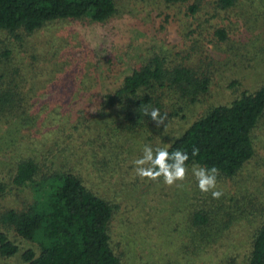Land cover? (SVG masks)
<instances>
[{"label": "trees", "instance_id": "1", "mask_svg": "<svg viewBox=\"0 0 264 264\" xmlns=\"http://www.w3.org/2000/svg\"><path fill=\"white\" fill-rule=\"evenodd\" d=\"M118 1L0 0V115L4 124L13 125L0 139L1 259L18 257L20 264H138L136 250L140 254L146 247L129 246L127 230H118L131 217L116 227L119 206L90 188L80 168L85 159L93 178L106 183L118 174L115 185L121 186L144 146L155 147L157 135L160 147L170 153L180 149L189 154L188 169L216 166L217 182H226L255 159L257 143L264 148V72L254 73L264 61V0H155L163 4L159 16L173 8L177 16L188 17L184 47L155 51L121 86L92 103L81 99L98 83L92 52L73 36L71 27L73 39L47 40L41 34L73 20L104 23L118 15ZM242 24L240 39L231 37ZM214 37L218 55L208 46ZM88 68L94 70L93 77ZM217 71L225 82L231 81L227 85L244 90L232 102L209 108L180 134L168 136L175 121L212 94ZM249 71L259 81H250ZM254 82L260 85L255 90ZM152 108L167 113L165 126L157 128L144 114ZM141 137L146 141L138 147ZM39 138L44 148L34 147ZM194 148L199 152L192 156ZM257 181L249 180L242 191L226 190L223 194L231 202L214 199L211 192L200 191L197 181L193 184L196 241L186 248L194 264H264V210L251 231L240 234L236 226L247 220L249 208L264 207L263 190L254 188ZM154 182H163V177L129 180L142 185L141 194ZM241 194L247 202L235 199ZM133 219L137 228L139 221ZM147 236L143 229L140 238Z\"/></svg>", "mask_w": 264, "mask_h": 264}, {"label": "rangeland", "instance_id": "2", "mask_svg": "<svg viewBox=\"0 0 264 264\" xmlns=\"http://www.w3.org/2000/svg\"><path fill=\"white\" fill-rule=\"evenodd\" d=\"M118 3L120 9L118 15L109 18L104 23L90 19L73 20L41 34L47 40H52L55 36L57 40L62 38L73 39L74 34H76L83 41L85 49L88 48L92 52L90 57L97 65L98 83L91 93L85 94L81 98H86L92 103L101 101L106 94L121 86L125 76L132 73L136 67L141 66L146 57H149L155 51L183 48L182 45L186 40L182 35L185 22L188 20L185 14L177 16L175 9L172 8L167 14L159 16L158 11L162 10L163 4L155 0H119ZM233 21L236 22L237 18ZM257 23V26H259L261 21H257ZM69 27L75 31L73 36L69 34L71 30ZM239 27L240 30L236 34L232 33L231 37L240 39L243 24ZM212 31L214 30H209V32ZM38 38L40 39V37ZM178 44L181 46H178ZM208 46L214 54L218 55L215 49L218 46L216 37H214L213 42L208 43ZM88 67L96 66L90 65ZM256 68L257 71L254 73L264 72V61L259 65L256 64ZM93 72L94 70L89 71L92 77L94 76ZM246 74L251 79L250 81H259V78L251 75L250 71ZM216 75L212 94L202 97L199 103L194 104L185 112L183 119L175 121L171 126V132L167 133L168 136L176 133L180 134L209 108L232 102L244 90L243 86L230 87L227 85L231 81L225 82V79L221 76L223 75L222 71H217ZM66 83L65 81L62 85L64 91L68 87ZM246 84H248V81ZM253 84L252 88L254 90L260 87L259 82ZM49 96V93L44 94L45 98ZM70 96L74 97L75 94ZM66 97L69 98L68 95L64 96V98ZM92 110L94 114L96 111L95 105ZM9 128H13V125L4 124V120L0 115V139H3L5 134L7 135ZM145 141L146 138L144 137L138 138L137 146H142ZM161 144L162 141L156 135L155 144L153 143V145L156 147ZM33 145L35 148L45 147V143L41 138L34 140ZM257 146L259 152L255 159L248 163L243 172L234 180L228 179L226 182H217L218 190H221L222 193H225L226 190L231 192L233 190L242 191L241 189L249 183V180L258 178L254 188H261L264 193V148H260L258 143ZM130 157L131 155L128 153L126 155L128 159V161H125L126 165L129 164ZM80 168L83 169L82 172L86 175L89 186L94 192L109 198L119 206L114 214L116 227L119 226L121 220L131 217L130 224L125 223L118 230H127L129 246L136 248L137 245L133 244L137 243L146 247L144 251H140V254L136 250L138 264H152V261L156 264H194L195 260L188 254L186 248V245L193 246L196 241L192 223L193 202L195 201L193 199V184L196 182L193 180L196 178L193 176L191 169H188L187 176L183 181H177L171 186L164 182H154L153 185L149 186L148 191L141 194L142 185L135 186L129 183L131 178L137 176L135 170L126 174L129 178L128 181L125 178L124 184L117 186L115 184L117 183L118 174L112 176L110 182L102 183L99 178H93L91 175L92 170L86 159L84 164H80ZM144 179L148 180L147 178H141V180ZM220 198H223L222 200L225 202L233 200L229 194H223ZM235 199L243 202L248 201L243 198L242 194ZM209 207L216 214L217 208L215 205L210 203ZM249 209V213H246L247 220L236 222L240 234H244L245 230L251 231L252 227H257L258 219H261L260 212L264 210V207L255 210ZM254 211L255 213H252ZM134 217L139 221L137 228H135L136 224L134 226ZM143 229L149 235V238L148 236L145 239L140 238ZM10 235L13 239L17 238L14 230H11ZM20 242L23 241L20 239ZM234 243L235 239L232 245ZM24 245H26L25 242ZM150 258L152 261L149 260ZM20 262L18 257L0 258V264H20Z\"/></svg>", "mask_w": 264, "mask_h": 264}, {"label": "clouds", "instance_id": "3", "mask_svg": "<svg viewBox=\"0 0 264 264\" xmlns=\"http://www.w3.org/2000/svg\"><path fill=\"white\" fill-rule=\"evenodd\" d=\"M155 123L157 128L162 125L165 126L167 120V113L161 115L158 108H152L151 111L147 109L144 112ZM199 149L192 150V156L197 155ZM189 159V154L185 151L177 149L171 153L167 147L145 145L143 148V155L135 159V173L140 178H147L150 180H157L163 177V182L169 186L175 184L177 181H183L188 173V166L186 162ZM192 174L196 178L198 188L202 192H211L214 199H219L223 193L217 189V176L219 169L216 166L192 168Z\"/></svg>", "mask_w": 264, "mask_h": 264}]
</instances>
